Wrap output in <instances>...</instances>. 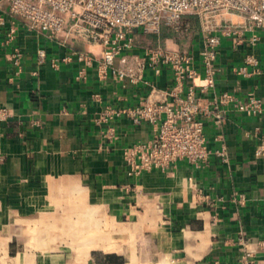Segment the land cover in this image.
I'll list each match as a JSON object with an SVG mask.
<instances>
[{
  "label": "crops",
  "instance_id": "obj_1",
  "mask_svg": "<svg viewBox=\"0 0 264 264\" xmlns=\"http://www.w3.org/2000/svg\"><path fill=\"white\" fill-rule=\"evenodd\" d=\"M10 2L0 0V107L12 112L0 122V264H240L239 238L264 234V159L255 157L264 114L245 115L228 104L218 124L214 113L203 112H213L228 91L241 101L252 95L264 101V72L251 65L249 75L237 72L248 54L264 68V29L228 35L226 25L250 27L246 15L226 11L213 19L221 35V72L207 92L196 87L208 162L195 167L178 159L132 177L123 150L151 139L153 126L106 112L135 107L151 87L170 88L171 69L162 66L155 74L148 68L138 83L103 77L100 44L71 38L63 44V35L31 30L10 15ZM184 22L188 34L167 26L155 34L135 29L133 48L120 55L128 61L119 57L116 65L133 66L146 47L160 46L192 54L202 72L200 19L190 14ZM12 25L16 33L8 41ZM74 50L97 56L85 79L78 78ZM52 59L60 60L57 68ZM223 146L228 161L214 153Z\"/></svg>",
  "mask_w": 264,
  "mask_h": 264
},
{
  "label": "built area",
  "instance_id": "obj_2",
  "mask_svg": "<svg viewBox=\"0 0 264 264\" xmlns=\"http://www.w3.org/2000/svg\"><path fill=\"white\" fill-rule=\"evenodd\" d=\"M10 15L25 22L29 29L46 33L49 37L63 35L62 43L67 39L86 40L102 46L98 73L114 79L138 83L144 80L146 69L155 74L162 73V66H168L173 72V85L167 89L151 87V92L138 105L132 108L107 110L108 117H121L127 114L131 121L139 125L146 122L153 126L151 139L136 142L124 148L123 158L128 167V175L140 176L144 172L166 169L178 159L187 160L195 167L208 162L210 151L205 137L203 111L197 96V88L207 92L215 85L221 72L217 64L221 35L216 32L214 17L221 12L236 11L246 15L250 27L226 25L223 34L241 36L245 29H264V0H11ZM196 15L200 19L199 33L202 45L200 49L202 72L194 65V57L184 51L167 49L160 46L146 47L144 56H135L134 65L117 66L116 60L125 49L134 46L135 29L141 28L147 33H157L167 26L178 33L188 34L190 24L184 22V16ZM0 22L5 24L3 17ZM16 27L12 25L7 39L15 37ZM258 40L253 36L251 41ZM72 54L80 62L78 78L85 79L87 69L97 60L93 53L74 50ZM19 50L13 53L16 65L21 62ZM38 62L47 60L45 50L37 51ZM65 58L64 60H66ZM126 55L120 57L126 63ZM59 59H52V66H59ZM262 74L259 60L254 54L245 57L244 64L237 72L249 75L248 66ZM202 78L204 84L196 85L194 80ZM188 80H193L187 88ZM197 87V88H196ZM231 104L240 113L249 116L264 114V101L254 95L245 101L239 100L231 92H223L211 110L203 112L208 116L214 113L216 123L224 119V107ZM12 117L6 107H0V122ZM257 147L255 157L264 159V137ZM224 161H228L227 148L223 146L214 151ZM240 264H259L264 262V234L260 236L242 235Z\"/></svg>",
  "mask_w": 264,
  "mask_h": 264
}]
</instances>
